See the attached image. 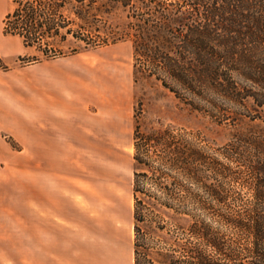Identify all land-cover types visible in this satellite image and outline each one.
Masks as SVG:
<instances>
[{
	"label": "trees",
	"instance_id": "16d2710c",
	"mask_svg": "<svg viewBox=\"0 0 264 264\" xmlns=\"http://www.w3.org/2000/svg\"><path fill=\"white\" fill-rule=\"evenodd\" d=\"M12 2L21 66L131 40L136 71L143 58L191 110L234 126L219 146L135 115L134 264H264V0Z\"/></svg>",
	"mask_w": 264,
	"mask_h": 264
},
{
	"label": "crops",
	"instance_id": "0c3cea01",
	"mask_svg": "<svg viewBox=\"0 0 264 264\" xmlns=\"http://www.w3.org/2000/svg\"><path fill=\"white\" fill-rule=\"evenodd\" d=\"M13 10L12 0H0L3 57L27 51L21 38L4 34ZM88 53L29 66L37 71L36 97L28 67L0 70V264H91L92 250L118 254L110 227L102 235L100 223L94 232L78 154L133 145V70L121 84L114 76L111 92L110 62Z\"/></svg>",
	"mask_w": 264,
	"mask_h": 264
},
{
	"label": "rangeland",
	"instance_id": "374dc122",
	"mask_svg": "<svg viewBox=\"0 0 264 264\" xmlns=\"http://www.w3.org/2000/svg\"><path fill=\"white\" fill-rule=\"evenodd\" d=\"M172 8V7H170ZM110 25L113 27H125L126 17L124 14H118L109 18ZM119 28V27H115ZM90 53L87 56L93 61L100 59L108 60L110 67V88L114 89V84L118 78L119 84L123 83L127 76L133 72V108H132V126L133 134L135 130V115L143 130L148 131L158 126L186 127L202 131L206 137L215 145L226 144L234 131V126L218 124L208 116L193 111L190 107L179 101L176 96L166 89L162 82L154 76H149L150 67L147 62L140 58L138 61V70H135L136 62L134 56V47L131 40L119 42L108 47L89 49L82 52ZM29 54L24 51L22 55ZM19 56L3 57L0 54V70L8 71L14 68L28 67L25 71L32 82L29 94L32 97L37 96V71L32 69L31 64L21 66L18 60ZM40 63V62H39ZM131 70H133L131 72ZM130 72V74H128ZM116 74V75H115ZM169 82V78L166 77ZM110 100L112 102L113 95ZM16 146L15 142H12ZM118 151L112 152H89L79 153L78 161L85 165L84 169H79V176L84 171L88 178L89 196L87 200V214L94 224V232L97 233V225L100 224V233L106 234L107 226L110 227V233L116 238L115 245L118 248V254H101L92 250L89 254L91 264H97L101 260H114L122 258L124 264H134V215H133V178H134V145H125L118 143L112 146ZM32 155V154H31ZM36 156V154H33ZM246 196L249 192L244 191ZM169 220V217L166 216ZM94 240L96 235H92ZM163 237H167L165 234Z\"/></svg>",
	"mask_w": 264,
	"mask_h": 264
}]
</instances>
